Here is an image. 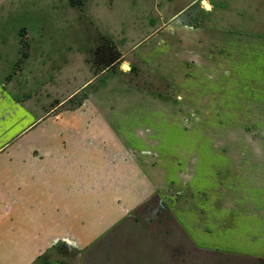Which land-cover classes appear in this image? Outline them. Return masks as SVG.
Returning a JSON list of instances; mask_svg holds the SVG:
<instances>
[{"label": "rangeland", "instance_id": "1", "mask_svg": "<svg viewBox=\"0 0 264 264\" xmlns=\"http://www.w3.org/2000/svg\"><path fill=\"white\" fill-rule=\"evenodd\" d=\"M212 1L154 40L144 39V21H159L153 0H90L87 13L81 0H0L11 53L41 41L29 72L55 73L42 91L61 98L93 83L59 110L86 101L92 166L101 155L112 162L92 184L108 192L109 212L93 208L76 226L109 230L86 246L61 235L29 264H264V0ZM100 30L124 48H109L104 81Z\"/></svg>", "mask_w": 264, "mask_h": 264}, {"label": "crops", "instance_id": "2", "mask_svg": "<svg viewBox=\"0 0 264 264\" xmlns=\"http://www.w3.org/2000/svg\"><path fill=\"white\" fill-rule=\"evenodd\" d=\"M81 1L79 5L87 13L90 0ZM203 1H207L212 10L215 4L212 0H153L159 21H144L150 30L144 39L150 36L156 40L160 35H170V32L184 28L200 14L199 4ZM205 29L221 32L209 26ZM1 36L0 264H29L35 255L51 248L61 235V239L72 246H75L77 237L78 240L84 239L81 243L86 246L109 230L91 233L90 229L81 228L77 232L76 226L93 221L96 215L93 208L100 207L104 216L109 212L108 192L102 188L96 190L92 184L96 175L100 177L96 184L102 185L106 181L110 159L100 154V161L95 162V168L92 166L93 150L89 146L92 125L90 127L88 122L91 114L86 101L78 110H66L64 113L59 110L76 91L86 92L93 83L87 85L89 80H86L61 98L55 93L42 91L43 84L53 85L55 73L51 74L46 69L29 72L37 60L43 59L41 41L29 39L26 54L19 67L15 68L21 55V44L19 41L15 44L12 54L8 40ZM107 36H101L103 40L94 43L96 50L104 56L98 64V71L103 73L102 81L109 75L107 69L111 67L105 63L109 48L116 53H121L123 48ZM128 50H133V47ZM9 53L12 54L11 59L5 61L7 64L4 66L2 60ZM133 158L128 156L123 163L129 160L128 163L133 164ZM132 173L135 174L133 170ZM112 205L110 208H115L116 205Z\"/></svg>", "mask_w": 264, "mask_h": 264}, {"label": "flooded vegetation", "instance_id": "3", "mask_svg": "<svg viewBox=\"0 0 264 264\" xmlns=\"http://www.w3.org/2000/svg\"><path fill=\"white\" fill-rule=\"evenodd\" d=\"M112 56V54H109V56H107V59H106V61H105V63L106 64H108V66L110 67H112L113 66V64L112 63H114V59H113V56Z\"/></svg>", "mask_w": 264, "mask_h": 264}, {"label": "water", "instance_id": "4", "mask_svg": "<svg viewBox=\"0 0 264 264\" xmlns=\"http://www.w3.org/2000/svg\"><path fill=\"white\" fill-rule=\"evenodd\" d=\"M202 4L204 5L205 8H209L208 4H206L204 1L202 2ZM121 69L129 70V66L126 64H122Z\"/></svg>", "mask_w": 264, "mask_h": 264}, {"label": "trees", "instance_id": "5", "mask_svg": "<svg viewBox=\"0 0 264 264\" xmlns=\"http://www.w3.org/2000/svg\"><path fill=\"white\" fill-rule=\"evenodd\" d=\"M21 47L24 48V45L21 44ZM23 48H22V49H23ZM25 54H26V53H25V50H24V51L22 50V51H21V55H20V59H19V60H21V59L25 56Z\"/></svg>", "mask_w": 264, "mask_h": 264}]
</instances>
